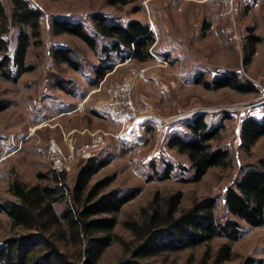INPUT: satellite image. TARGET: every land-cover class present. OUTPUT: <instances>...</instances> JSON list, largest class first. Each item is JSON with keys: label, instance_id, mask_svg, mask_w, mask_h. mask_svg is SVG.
I'll return each mask as SVG.
<instances>
[{"label": "rangeland", "instance_id": "1", "mask_svg": "<svg viewBox=\"0 0 264 264\" xmlns=\"http://www.w3.org/2000/svg\"><path fill=\"white\" fill-rule=\"evenodd\" d=\"M28 1L32 7L43 11V44L31 46L29 50L27 62L35 65L34 70L18 76L17 68L13 66L14 78H6L0 72V101L8 105L0 111V201L14 198L10 186L16 178L31 185L50 182L41 174L52 175L55 170L51 148L56 142L66 157L65 172L70 186L82 162L91 156H99L109 163L92 182L115 174L116 180L110 189L116 188L123 193L139 190L138 195L123 206L114 230L116 238L98 264H117L124 256V242L132 244L135 238L125 222L142 220L143 209L150 207L156 195L164 198L182 191V208H188L204 197L215 196L218 217L221 220L231 218L225 202L226 190L241 176L246 165L264 155V138L251 152L241 148L244 120L251 116L261 119L264 115V0H136L126 6H113L107 0ZM3 2L11 14V0ZM96 13L124 25L134 19L149 24L156 37L153 58L146 62L132 58L121 61L113 53L112 60L106 61L102 48L112 41L96 34L92 19ZM55 19L83 22L86 30L98 38V51L94 52L74 35L55 34L52 28ZM250 28L262 37V42L257 45L250 63L245 65L243 46ZM18 35L17 27L6 35L8 53L12 57ZM56 47L72 49L81 69L67 64L56 65L52 56ZM101 63L114 65V71L107 74L99 92L106 112L103 111V115L96 110L90 112L89 98L83 104L85 110L72 114L82 93L95 88L89 80L93 76L96 78L94 70ZM232 72L243 81H252L259 91L244 93L231 87L207 89L197 83L201 75L211 80ZM132 79V97L148 140L140 149L126 153L122 150L121 133L130 123H123L109 113L106 104L117 86ZM199 114H205L210 127L224 126L221 138L214 141V145L231 150L233 164L213 167L202 180L193 181L194 171L188 158L168 148L167 142L175 134L188 136L187 123ZM73 126L84 130L83 134ZM73 133L85 138L88 145L82 149L90 151L89 157L82 149L74 152L70 149L68 142ZM106 147L109 151L102 155L100 151ZM154 151L160 154L149 158ZM169 163L173 164V171L169 178H163ZM23 230L14 228L11 218L0 212V247L8 237ZM240 230V238L232 242V259L222 264H241L248 256L254 257L258 264H264V226L252 227L242 222ZM224 242L228 239L213 240L210 243L213 253ZM208 247L209 244H204L194 249L167 252L157 258V263L202 264ZM64 249L71 253L76 251L72 245H66Z\"/></svg>", "mask_w": 264, "mask_h": 264}, {"label": "trees", "instance_id": "2", "mask_svg": "<svg viewBox=\"0 0 264 264\" xmlns=\"http://www.w3.org/2000/svg\"><path fill=\"white\" fill-rule=\"evenodd\" d=\"M136 0H107L113 6H126ZM9 13L0 0V72L6 78H14L12 67L18 76L35 69L28 64L31 46H40L42 39L43 11L31 6L28 0H11ZM96 34L112 41L102 48L105 60H112L116 53L121 61L127 58L146 62L153 58L152 47L156 37L150 25L141 20H130L121 24L109 20L104 14L92 16ZM14 27L19 29L18 43L13 57L8 53L6 38ZM55 34L68 33L87 43L97 52L98 38L90 34L83 22L55 19L52 21ZM262 37L250 28L243 46L244 63L248 65L257 51ZM73 50L56 47L52 56L56 65L67 64L74 69L81 65L74 59ZM126 53V55H124ZM114 68L113 64H100L95 68L98 84ZM197 83L207 89L231 87L240 92H257L256 85L243 81L236 72L217 75L208 80L201 75ZM8 108L0 101V111ZM188 136L172 135L167 146L186 155L194 171L193 181H200L213 167H228L233 164L231 150L214 141L221 138L223 125L210 127L205 114L197 115L187 123ZM264 138V115L261 119L251 116L244 120L241 128V148L251 152L253 146ZM108 160L91 156L84 160L76 172L72 186L67 183V173L52 170L49 183L28 184L16 178L10 192L14 198L0 201V212L7 214L14 228L23 232L8 237L0 247V264H98L103 253L114 242L118 216L123 206L133 200L139 190L123 193L111 188L115 174L102 176L92 182L93 177ZM173 164L166 165L163 178H169ZM183 192L176 191L164 198L156 195L150 207L143 209L142 220L130 219L125 225L134 235L133 243L124 242V256L117 264H160L157 258L167 252L198 248L209 244L202 264H222L233 257L232 242L241 236V223L252 227L264 226V155L246 165L241 176L228 187L225 202L231 218L221 220L217 213L218 200L207 196L196 200L190 207L182 208ZM223 237L228 242L221 244L213 253L210 243ZM72 245L74 253L64 249ZM213 253V254H212ZM162 264V263H161ZM241 264H258L248 256Z\"/></svg>", "mask_w": 264, "mask_h": 264}, {"label": "crops", "instance_id": "3", "mask_svg": "<svg viewBox=\"0 0 264 264\" xmlns=\"http://www.w3.org/2000/svg\"><path fill=\"white\" fill-rule=\"evenodd\" d=\"M114 71V69L109 73V75ZM107 75L102 81H100L98 84H95V88H89V91H87L86 93H82L83 97H81L79 100V102L77 103V107H75V105L72 108V114H76L79 113L82 110H85L84 105L86 103V101L89 99V110L90 112L93 110H96L97 112H100L103 115V111H105L104 109V104H103V98H99L100 97V93L103 89V83L104 80L109 76ZM91 75H89L90 77ZM92 80H89V83L91 85L94 84L95 81V76L91 77ZM99 85V86H98ZM92 87V86H91ZM76 97V95H75ZM82 98H84L83 100H81ZM91 108V109H90ZM118 120V119H117ZM142 120L141 117L139 119L133 120V121H122L123 123H130L126 124V126L124 127L122 134V138L124 140V144L122 147V150H124L126 153H132L134 151H136L137 149H140L141 146L144 145V143H147L148 138L146 139L145 135H144V126L142 124L141 121ZM74 127V126H73ZM85 127V126H82ZM87 127V126H86ZM74 130H77L78 132H81V134H83L84 130L78 129L76 127L73 128ZM88 130V129H87ZM86 132V130H85ZM74 134V133H73ZM71 139V138H70ZM85 138L80 135L73 136L72 140H70L71 142H68V145L70 147L71 150H73V152L75 150H81L82 147L88 145V143H85L84 140ZM109 151L108 148L106 147L105 149H101L100 153L102 155L105 154V152ZM160 152H152L149 154V158H151L152 156H156L159 155Z\"/></svg>", "mask_w": 264, "mask_h": 264}, {"label": "built area", "instance_id": "4", "mask_svg": "<svg viewBox=\"0 0 264 264\" xmlns=\"http://www.w3.org/2000/svg\"><path fill=\"white\" fill-rule=\"evenodd\" d=\"M231 5H233V1L231 2ZM133 87V79L117 86L114 90L112 99L106 104V109L109 113H113L117 118L126 122L136 120L140 117V111L132 97ZM93 147L94 145L92 148ZM51 149L55 170L58 172L65 171V169H67L66 157H63L62 153L60 152L59 145L55 142ZM87 150L88 149H82V153L89 157L91 153Z\"/></svg>", "mask_w": 264, "mask_h": 264}]
</instances>
